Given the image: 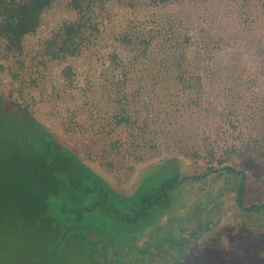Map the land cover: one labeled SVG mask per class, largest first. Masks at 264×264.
<instances>
[{"label": "trees", "instance_id": "16d2710c", "mask_svg": "<svg viewBox=\"0 0 264 264\" xmlns=\"http://www.w3.org/2000/svg\"><path fill=\"white\" fill-rule=\"evenodd\" d=\"M61 1L74 12V18L62 20L39 49L30 51L28 37L38 33L46 12ZM113 2L123 4L130 14L118 19L119 23L110 18L106 30H101ZM261 13L264 0H0V52L7 62L0 63V72L22 83L12 98L0 93V254L22 247L23 264H61L68 250L74 248L96 264H122V260L125 264H146L142 259L152 252L150 246L139 247L140 235L166 205L179 177L161 171L145 179L134 195L119 192L56 139L35 113L38 97L41 100L50 94V99L59 98L64 87L77 84L76 67L71 61L89 52H100L103 43L110 40L112 48L106 59H101L103 53H99L96 60L100 64L97 83L92 84L87 76L78 90L84 105L91 106V129L94 110L101 112L103 103L111 102L113 97V104L106 107H115L110 125L134 127L132 147L155 149L159 143L156 145L154 140L161 134H148V123L140 124V118L132 115V110L142 105L131 99L130 74H136L132 78L140 81L137 95H142V89L147 91L146 107L152 104L169 126H175L177 119L166 114L161 100L167 92L160 93L156 88L148 91L149 81L142 83L150 71L174 67L184 99L179 93L176 96L187 101L182 105L185 109L193 107L199 78L188 74L208 60L215 61L217 46L220 51L233 46L239 35L259 21ZM193 26L202 28L200 41L193 42L189 35ZM190 46L196 48L193 61L189 58ZM239 48L234 46L235 50ZM54 65H62V87L52 83ZM259 65L261 69L249 80L253 86L264 87V60ZM68 112L73 122L77 111L70 108ZM263 145L264 135L257 136L256 150ZM222 172L240 178L236 187L240 207L249 211L264 209V202L245 205L247 184L243 171L227 165ZM163 173L166 178L159 182L157 176ZM210 228L209 222L197 223L189 236L157 231L152 247L157 254H168L171 249L183 253ZM14 237L22 245L5 243L4 239ZM104 240L112 242L118 259H108Z\"/></svg>", "mask_w": 264, "mask_h": 264}, {"label": "rangeland", "instance_id": "374dc122", "mask_svg": "<svg viewBox=\"0 0 264 264\" xmlns=\"http://www.w3.org/2000/svg\"><path fill=\"white\" fill-rule=\"evenodd\" d=\"M129 14L123 4L113 2L109 15L100 26L101 30H106L110 18L119 23L121 17ZM74 16L65 1L58 2L46 12L38 33L28 37L29 50L39 49L54 27ZM250 28V31L239 35L233 46H226L221 51L220 46H217L219 49H215V61L208 60L198 70L194 69L188 74L190 78H199L193 107L185 109L182 105L187 101H180L176 96L179 93L183 98L184 94L182 86H178L175 81L177 74L174 67L150 71L142 83L146 85L149 81L148 91L156 88L160 93L167 92V96H162L161 100H164L167 108L166 114L177 119L175 126H169V122L160 116L159 110H154L152 104H149L150 108L146 107V103H149L145 100L147 91L142 89V95H137L140 81L132 78L136 74H130L129 79L133 82L128 87L131 99L139 101L143 107L132 110V115L140 118V124L144 121L148 123L145 127L148 134H161L154 140L156 145L159 143L155 149L132 147L131 132H135L134 127L110 125L111 112L115 107H106L113 104V97L111 102L103 103L101 112L94 110L95 124L91 129V106L84 105L78 90L87 76H90L88 81H92V84L97 83L100 64L96 60L99 53H103L101 59H106L105 55L112 48L110 40L103 43L100 52H89L92 56L87 53L71 61L76 67L77 84L64 87L59 98L53 96L50 99L48 93L44 99L38 97L35 113L56 139L108 179L119 192L132 196L141 189L145 179L161 171L179 177L178 184L169 191L166 205L158 210L150 227L140 235L137 243L139 247L150 246L152 252L142 259L146 264H264V209L249 211L240 207L236 193L240 178L222 172L227 165L244 172L247 207L264 202V145L260 150L254 146L257 136L264 135V87L253 86L249 80L261 69L259 64L264 60V13ZM201 33L200 26L189 29L193 42L201 40ZM236 45L240 47L239 50L234 49ZM188 52L190 61H193L196 48L190 46ZM0 63L7 64L1 52ZM60 68L62 65H54L51 71L52 83L58 87L63 85ZM21 85V82L0 72V93L4 96L14 97ZM185 85H189V82L186 81ZM70 108L77 111L73 122L68 112ZM131 122L134 120L131 119ZM204 172L210 174L196 177ZM164 178L165 173L157 176L159 182ZM208 222L210 230L188 245L183 253L171 249L168 254H157L152 247L157 240V231H174L177 236H189L194 225ZM4 241L22 245L18 244L20 241L15 237ZM103 246L107 249L108 259L119 258L110 240H104ZM22 250L21 247L13 253L9 250L0 254V264H23ZM66 255L61 264H96L74 248H70ZM32 257L34 259L35 256ZM126 261L130 262L129 257ZM121 263L125 264L124 260Z\"/></svg>", "mask_w": 264, "mask_h": 264}]
</instances>
